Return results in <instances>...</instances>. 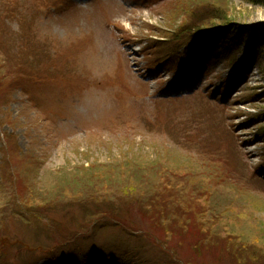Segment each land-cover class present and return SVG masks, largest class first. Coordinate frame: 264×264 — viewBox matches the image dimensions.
<instances>
[{
  "label": "rangeland",
  "instance_id": "1",
  "mask_svg": "<svg viewBox=\"0 0 264 264\" xmlns=\"http://www.w3.org/2000/svg\"><path fill=\"white\" fill-rule=\"evenodd\" d=\"M192 22L211 53L177 40ZM263 22L0 0V264H264V44L230 26Z\"/></svg>",
  "mask_w": 264,
  "mask_h": 264
},
{
  "label": "trees",
  "instance_id": "2",
  "mask_svg": "<svg viewBox=\"0 0 264 264\" xmlns=\"http://www.w3.org/2000/svg\"><path fill=\"white\" fill-rule=\"evenodd\" d=\"M251 2L253 4H259V5H261V6L264 7V0H251ZM250 25H246V26L243 25L242 26L241 24H235V25L234 24H231L230 26H232L231 28H233V26H234V29L235 30L236 29H239L240 27H244V28H240V30L241 31H245L247 29V31L250 30L252 33L256 32V34H257V38H256L257 42L260 45H263L264 44L263 43V40H264V22L263 23H259L256 26H253V24H250ZM200 26H201L200 24H195V23L192 22L191 25H187V26L183 27L180 30V32L177 34V37L176 38H177V40L181 41V43L182 42L188 43V42H191V41H198L199 45H201V47H202V48H200L198 50H201V49H209L208 52L211 53L212 49L214 48L213 47L214 46V42H212L210 40H206V41H202L201 40L204 37V35L203 36H200V37L198 36V35H200L202 33L201 30H200ZM227 27H229V26H227ZM192 28H193V30H192ZM187 30H192V31H187ZM220 30L221 29L219 28L218 31L220 32ZM231 30H233V29H231ZM182 33H184V34L181 37V34ZM195 38H197V39H195ZM129 252H130L129 249L127 251L125 250V252H123V255H124L125 258L126 257L127 258L128 257L131 258V256L129 255ZM134 261H135L134 258H132L131 262H134Z\"/></svg>",
  "mask_w": 264,
  "mask_h": 264
}]
</instances>
